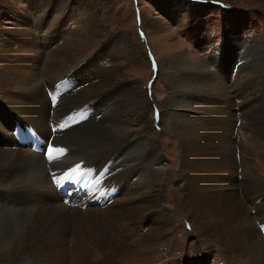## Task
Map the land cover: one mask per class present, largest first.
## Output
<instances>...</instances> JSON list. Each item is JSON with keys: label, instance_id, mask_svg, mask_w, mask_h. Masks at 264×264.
<instances>
[{"label": "bare ground", "instance_id": "obj_1", "mask_svg": "<svg viewBox=\"0 0 264 264\" xmlns=\"http://www.w3.org/2000/svg\"><path fill=\"white\" fill-rule=\"evenodd\" d=\"M74 35L53 40L58 43L56 49L49 55H43L38 49L37 40L26 27L17 26L11 32L10 41L0 44V95L4 99L3 108L12 115L11 118L15 122L33 126L40 136L39 139L43 138L44 143L50 136L51 144L64 150L63 153L59 152V158L66 155L65 153L71 156L73 162L71 169L78 171L77 177H81V173H86V177L82 176V182L89 179V171L94 167L100 177L93 176V180L97 177L99 180L96 181L97 185H88L89 190L107 195L110 191L118 189L119 195L113 202L110 201L112 202L110 206L101 209L84 210L74 206L67 207L49 180L50 175L57 178L56 174H61L56 170L58 159L46 162L41 155H38L39 153L24 148L29 145H22L23 142H29L27 139L24 138L21 142L13 140L9 133L13 121L8 117L7 122L0 125V264H71L72 262L86 264L95 259L101 261L94 264L115 263L126 246H119L114 241L117 236L115 233L118 231L112 226L113 220L126 215L128 221L132 223L139 219V216L152 212L157 206L156 175L152 169L157 153L155 154L154 149L147 148V141L140 139L147 128L144 112L147 106L150 107V103L145 97L140 98L130 94L129 89H122L121 85L114 86L113 67L98 68L93 79L87 81L88 75L85 69L88 66H83L80 62L87 57V53H83V50H87L88 44L80 40L83 37ZM11 40L14 41L15 47H12ZM258 44L255 42L250 45L249 54L245 49L242 50L240 44L237 47L238 51L232 50L231 54L238 55L232 75L245 72L251 74L253 67L261 65L259 54L261 49ZM223 50L226 49L214 53V65L222 62L220 55L226 57L223 61L228 63L229 58ZM246 53L247 57L252 56L247 61ZM176 59L182 72L180 78L170 66L165 69L161 67L159 70V74L164 75L165 78L167 95L166 105L158 108L163 112L160 122L167 127L168 133L176 137L179 145L180 168L175 178L181 185L178 197L185 208V219L191 220L193 228L201 235L216 236L225 244L224 248L232 251L233 254L244 252L250 264H264V239H259L256 235L259 231L254 224L255 221L264 223V177L257 176L252 173L253 171H249L248 165H244L246 174L241 177V181L231 182L236 174L234 171L236 167L233 165V156L227 139L223 137L225 127L223 123L229 122L230 125L233 114L224 105L219 110H214L213 107L215 112L211 111L209 115V107L205 106L204 109L202 105V101L205 102L204 93L217 95L228 105L233 101L229 93L234 92L235 85L226 83L223 77L219 80L215 77L218 74L214 75L208 65H198L199 62L188 64L186 57ZM40 62L45 64L42 71L45 78L51 80L60 77L63 80L52 85L55 87L63 84L64 87L57 96L54 108L51 107L52 110L62 109L63 103L91 105L82 122L75 128L61 127L59 123L63 119L60 112L56 113L49 107L46 95L38 84L37 73ZM255 62L259 66H254ZM200 68H204L205 76L208 75L209 81L214 82L211 91L203 92L199 90L200 86H197ZM255 75L261 82V87L259 90L256 87L254 89L263 96L264 104L263 83L260 74ZM195 80L198 84H195ZM240 80L239 77L234 78L233 82L239 84ZM248 80L249 75L244 78L242 84ZM183 84L185 91L179 90V92L183 98L185 97V101L183 100L184 103L181 102L179 106L177 103L179 99L174 93L178 90L176 88L182 87ZM112 92H119L118 97H114ZM64 97L67 102H64ZM250 97L252 101V93ZM171 105L173 106L170 107ZM250 106L251 103L248 112ZM176 107L184 109L178 110L179 108ZM90 113L98 115L87 121ZM127 116H132L133 123L124 119ZM249 121V125L252 121L254 124L260 123L256 118ZM263 123L264 114L262 122L255 127L256 134L261 136L264 134ZM131 146L134 152L144 151L145 158L142 162L134 164L124 160L126 152H133ZM130 148L132 150L127 151ZM111 150L116 160L115 176L110 185V176L105 179L100 174L101 171L107 170L106 175H110L109 167L103 154L100 153L106 152V155ZM88 152H91L89 157ZM83 158L84 160H81ZM142 169L145 172L138 176V172ZM60 181L58 182L61 183ZM121 186L124 187L123 190ZM22 196L24 199H29L33 208L16 210L15 206H6L9 204L8 199ZM2 204L5 205L1 206ZM250 211H253V214ZM163 221L168 223L166 222L168 220L157 214L151 222L153 223L151 233L155 232L158 222ZM91 224L97 228L88 229ZM69 232L74 240L71 253H68L66 237ZM122 240L126 241L127 237Z\"/></svg>", "mask_w": 264, "mask_h": 264}, {"label": "rangeland", "instance_id": "obj_2", "mask_svg": "<svg viewBox=\"0 0 264 264\" xmlns=\"http://www.w3.org/2000/svg\"><path fill=\"white\" fill-rule=\"evenodd\" d=\"M17 26L26 27L31 32L38 42V49L43 55H49L56 49L58 43L53 42V40H60L63 36L65 39V36L78 34L81 38L83 37L80 40L88 44V51L83 50V53H87V57L84 59L80 57V59H83L80 64L88 66L85 69L88 75L87 81L93 79V75L98 68L113 67L115 75L112 84L114 86L121 85L122 89H129L130 94L135 97H145L150 103V107L147 106L144 112L147 128L140 139L147 141V148L154 149L155 154L157 153L152 168L155 171V185L158 190L156 196L157 206L152 212L149 211L150 213L139 216V219L132 223L128 221L126 215H123V218L120 216L118 220L117 217L113 220L112 226L118 231V233H115L117 236H115L114 241L119 246H126V248L112 264H250L244 252L233 254L232 251L224 248L225 244L219 241L216 236L201 235L193 228L191 220L186 221L185 219V208L178 197L181 185L175 178L180 168L179 145L176 137L168 133L167 127H164L160 122L163 112L158 106L166 105L167 87L164 75L159 74V70L161 67L165 69L170 66L180 78L182 72L176 58L186 57L188 64L199 62L198 65H208L214 75L218 74L215 77L219 80L223 77L227 81L226 83L235 85L234 92L230 91L229 93L233 105H231L232 102L226 105L217 95H211L210 93L203 94L205 102L202 101V105L204 109L205 106L209 107V109L207 108L209 115H211V111L212 113L215 112L213 107L214 110H219L224 105L233 114L230 125L229 122L223 123L225 125L223 137L227 139V144H229L233 156V165L236 167L234 170L236 174L232 177L231 182L241 181V177L246 174L244 165H248L249 171H253L252 173L257 176L264 177V134L262 136L256 134L257 130L255 129L262 122L264 104L262 103L263 96H260V93L254 89L256 87L259 90L261 87V82L258 81L255 74H260V80L264 87V0H0V44L4 41H10L11 32ZM255 42L259 43L261 49L259 53L261 65L259 66L255 62L254 66L258 65L260 68L253 67L251 74L245 72L232 75L238 57L237 54H231L232 50L238 51L237 47L240 44L242 50L245 49L249 54L248 49ZM11 43L13 45L14 41L11 40ZM220 49H226L223 51L229 58L228 63L227 61L224 63L223 60L226 57L220 55L222 62L214 65V53ZM247 53L246 61L250 59L249 57H252H247ZM210 57L211 59H209ZM43 63L40 62L38 65V84L46 96L48 92L55 91L56 102L57 96L64 90V87L63 84L55 87L52 85L57 84L59 81L63 82V80L60 77L51 80L45 78L42 75L45 68ZM91 64H93L92 67ZM199 70V84L196 80L195 84H198L197 86H200L199 90H203V92L211 91L214 82L209 81L210 77L208 75L205 76L204 68ZM248 75L249 80L247 82L249 83L242 84L244 78ZM232 76L234 78L239 77L241 84L233 82L234 78ZM250 79L252 80L250 81ZM184 86L183 84L182 87L176 88L178 90L174 93L177 94L176 98L179 99L177 101L179 106H181V102L184 103L185 101V97L183 98L181 92H179V90L185 91ZM229 90L232 89L229 88ZM118 93L112 92V95L118 97ZM251 93L253 96L252 101H250ZM123 100H125V97ZM3 102L4 99L0 95V125L3 122L6 123L8 117L12 120V115L4 110ZM55 102L49 104V107L54 108ZM64 102H67V100ZM250 103L251 108L248 112ZM70 104L65 105L63 103L62 109L52 110L51 108L56 113L60 112L63 120L59 124H64V127L69 129L75 128L77 124L82 122L85 113L91 108L89 104H81L82 106L74 103ZM54 112H52V115H54ZM96 115L98 114L90 113L87 121L97 117ZM253 117L258 119L260 123L256 122L254 124L252 121L249 125V120L255 119ZM70 119H72V123L69 124ZM124 119L133 123L132 116L124 117ZM12 121L11 129L18 127L21 131L20 136L18 133L15 134L19 140L13 136L12 130L9 131L13 140L21 142L25 138L29 142H23L22 145L33 143L35 146H37V140H40L41 147L37 151L38 155H41L46 162L52 160L51 155V157L47 156L49 155L47 149L53 146L49 143L50 136H48L47 145L42 147L43 138L39 139L40 136L33 126L17 123L14 119ZM206 143L208 146L210 145L208 141ZM24 148L36 152L30 144L24 146ZM132 148L127 151L132 150ZM112 152L113 150L106 155V152L100 153L103 154L109 167L110 175H106L107 170L101 171L100 174L105 179L110 176V185L112 178L115 176L116 160L115 154ZM65 154L57 160L56 170L67 177L70 175L69 170L73 162L70 159L71 156ZM144 154V151L134 152L133 148L132 153L126 152L124 160L138 164L144 160ZM90 155L91 152H88V157ZM81 160H84V158ZM74 172L77 177L79 175L78 171ZM144 172L145 170H140L138 176ZM97 173L98 171L92 167V170L89 171V179H86L85 182L80 180L78 192H74L75 188L68 189V196L71 197L72 202L77 201V203L67 205V207L73 208L74 206L80 209L84 208V210L89 208L101 209L110 206L114 199L118 197V189L110 191L107 195L89 190V186H94L97 183L96 181L99 180L100 175ZM56 175L59 176V174ZM80 175L86 177V173ZM94 175L99 177L93 180L91 178ZM57 178L52 177L50 179L51 183L53 179ZM60 182L63 187L65 182L62 180ZM121 189L123 190L124 187L121 186ZM58 195L62 200L64 199L60 194ZM94 199L98 203L86 205ZM8 201L9 204L6 206H15L16 210L33 208L29 199H24L23 196L13 197ZM250 212L253 214V211ZM157 214H160L164 220H168L166 222L169 224L165 221L158 222L155 232L151 233L152 230L150 229L153 224L151 222ZM101 223L104 224L105 222ZM256 223L257 221L254 222L255 227L259 231L256 235L259 239H264V230H262L264 229V223ZM96 228L92 224L88 226V229ZM70 232L66 236L68 253H71L74 241ZM125 237H127V242L122 240ZM95 260H91L86 264L101 261V259Z\"/></svg>", "mask_w": 264, "mask_h": 264}, {"label": "snow or ice", "instance_id": "obj_3", "mask_svg": "<svg viewBox=\"0 0 264 264\" xmlns=\"http://www.w3.org/2000/svg\"><path fill=\"white\" fill-rule=\"evenodd\" d=\"M50 150L51 151H55V152H60V153H63V151H64L63 149L57 148L55 146H50ZM51 159L54 161L56 159H59V157H52ZM77 167H79V166H77ZM69 171H74V170H69ZM81 179H82V176L81 177H77L76 180H73L72 178H69L67 181H65V183H79ZM262 230H264V229H262Z\"/></svg>", "mask_w": 264, "mask_h": 264}]
</instances>
